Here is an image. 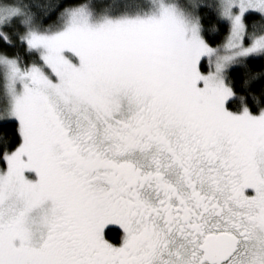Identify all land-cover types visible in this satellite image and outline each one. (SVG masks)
I'll return each mask as SVG.
<instances>
[{"label":"snow or ice","instance_id":"6c2138e0","mask_svg":"<svg viewBox=\"0 0 264 264\" xmlns=\"http://www.w3.org/2000/svg\"><path fill=\"white\" fill-rule=\"evenodd\" d=\"M249 57L264 0H0V264H264Z\"/></svg>","mask_w":264,"mask_h":264},{"label":"trees","instance_id":"16d2710c","mask_svg":"<svg viewBox=\"0 0 264 264\" xmlns=\"http://www.w3.org/2000/svg\"><path fill=\"white\" fill-rule=\"evenodd\" d=\"M43 11L54 0H32ZM226 33V25H221L219 32H204V38L212 46L223 43ZM13 39L15 37L13 36ZM21 55L24 50L19 49ZM233 88L236 96L229 100L226 107L232 112H241L247 107L252 114H259L264 109V57H251L238 62L226 73V81ZM17 123L6 122L0 124V150L7 147L13 150L20 138L16 131ZM118 230H110L107 235L111 237Z\"/></svg>","mask_w":264,"mask_h":264},{"label":"rangeland","instance_id":"374dc122","mask_svg":"<svg viewBox=\"0 0 264 264\" xmlns=\"http://www.w3.org/2000/svg\"><path fill=\"white\" fill-rule=\"evenodd\" d=\"M249 58H251V57H249ZM248 59V58H247ZM241 61H243V60H240V61H238V62H241ZM237 62V63H238ZM236 63V64H237ZM236 64H234V65H236ZM233 65V66H234ZM202 66L206 69L207 68V60L205 59L204 61H202ZM233 66H231V67H229L228 69H227V71H226V73L228 72V70H230ZM226 73H225V75H226ZM228 109V108H227ZM229 110V109H228ZM230 111V110H229ZM232 112V111H231ZM234 114H240V113H242V111L241 112H233ZM254 115V114H253ZM256 115H259V114H256ZM6 122H15L16 123V121H14V120H7V121H0V124H2V123H6Z\"/></svg>","mask_w":264,"mask_h":264},{"label":"flooded vegetation","instance_id":"af4514ba","mask_svg":"<svg viewBox=\"0 0 264 264\" xmlns=\"http://www.w3.org/2000/svg\"><path fill=\"white\" fill-rule=\"evenodd\" d=\"M251 194V193H250Z\"/></svg>","mask_w":264,"mask_h":264}]
</instances>
